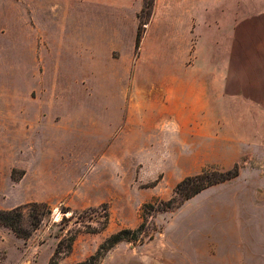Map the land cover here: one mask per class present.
Here are the masks:
<instances>
[{"label": "rangeland", "instance_id": "rangeland-1", "mask_svg": "<svg viewBox=\"0 0 264 264\" xmlns=\"http://www.w3.org/2000/svg\"><path fill=\"white\" fill-rule=\"evenodd\" d=\"M235 164L100 264H264V0H0V208L50 210L26 239L0 225V264H49L60 239L54 262L83 261L185 176ZM103 203L105 229L75 223Z\"/></svg>", "mask_w": 264, "mask_h": 264}, {"label": "trees", "instance_id": "trees-1", "mask_svg": "<svg viewBox=\"0 0 264 264\" xmlns=\"http://www.w3.org/2000/svg\"><path fill=\"white\" fill-rule=\"evenodd\" d=\"M141 37L140 23L135 37V47H138ZM239 173V166L235 164L232 168L227 170H219L214 166L203 167L198 173L193 175L185 176L180 180L173 188L172 196L167 200H155L154 202L144 203L141 208L142 221L137 225V227L131 228H121L118 231L111 233L103 239V241L98 245L94 254L90 255L83 261L77 262L75 264H100L104 255L118 242L120 241H138L141 240L143 236L151 235L149 230H153V222L148 220V217L157 211L172 210L182 204L185 200L193 197L197 193L201 192L205 188L220 183L231 178H234ZM23 209H26V213H23ZM100 210L99 220L95 224L92 222L83 224V222L78 223L79 227H83L88 232H99L106 228L109 222V211L105 203L101 204L99 207H88L83 210L82 213H87L91 211ZM48 204L45 202H30L24 206H17L11 209H1L0 208V225L9 228L16 236L20 238H28L31 232L38 228L43 217L49 213ZM68 210L63 208L62 212L65 213ZM75 214V213H74ZM72 214L71 216H74ZM63 220L68 221L69 218L63 216ZM79 227L75 231H67V251H63L64 254L68 253L71 249L72 242L75 238ZM64 239H60L57 246L54 249L53 255L50 257L49 264H57L54 262L56 258L62 253V243Z\"/></svg>", "mask_w": 264, "mask_h": 264}, {"label": "crops", "instance_id": "crops-1", "mask_svg": "<svg viewBox=\"0 0 264 264\" xmlns=\"http://www.w3.org/2000/svg\"><path fill=\"white\" fill-rule=\"evenodd\" d=\"M64 1H67V2H74V0H62L61 2H60V0H54V2H56V3H58L59 5L60 4H62V3H64ZM57 20L58 19H60L58 16L57 17H55ZM48 36H49V33L48 32H42L41 33V37H37V42L39 43V41H38V39L40 38V41H41V52H42V63H43V55H49V54H55V52L57 53V54H59V47H57V48H55V47H50V45H49V43H48V41L46 40V39H48ZM38 43H37V50L39 49V45H38ZM63 49H61V51H62ZM198 103L200 104V106H199V110H200V113H201V116H200V119H203L204 117H206V115H205V113H206V106H207V101H205L204 102V100H203V97H200V100L198 101ZM204 104H205V107H204ZM189 109H192L191 107L189 108L187 105H185V110H189ZM202 110H204V111H202ZM202 120H200V123H199V125H200V129L199 130H202ZM196 124V123H195ZM204 130H207V126L205 125L204 126ZM158 264H161L162 262L161 261H158L157 262ZM163 263H165L164 261H163ZM178 263H181V261H169V264H178ZM185 264L187 263V262H184Z\"/></svg>", "mask_w": 264, "mask_h": 264}, {"label": "water", "instance_id": "water-1", "mask_svg": "<svg viewBox=\"0 0 264 264\" xmlns=\"http://www.w3.org/2000/svg\"><path fill=\"white\" fill-rule=\"evenodd\" d=\"M56 214H57V211L54 212V216H53V218L56 217Z\"/></svg>", "mask_w": 264, "mask_h": 264}]
</instances>
